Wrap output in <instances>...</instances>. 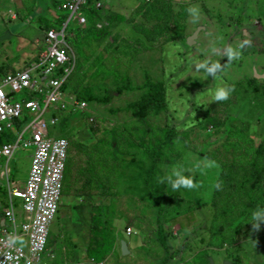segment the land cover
I'll list each match as a JSON object with an SVG mask.
<instances>
[{
    "label": "rangeland",
    "instance_id": "1",
    "mask_svg": "<svg viewBox=\"0 0 264 264\" xmlns=\"http://www.w3.org/2000/svg\"><path fill=\"white\" fill-rule=\"evenodd\" d=\"M34 1L0 0V80L23 68L42 45L47 28L29 17ZM62 1L49 3L57 18L65 15L57 8ZM190 6L198 16L186 11ZM111 8L92 13L72 35L74 89L94 100L84 99L85 107L59 118L54 132L70 148L48 264H210L211 257L216 264H264V220L258 231L251 222L254 211L264 215V0H128L120 10ZM175 14L184 28L178 39L179 30L168 24ZM30 28V43L20 49L21 34ZM100 29L109 35L95 41L92 33ZM226 46L239 58L229 63L222 55ZM208 60L223 66L215 78L197 70ZM147 78L165 84L167 111L127 110L145 93ZM221 87L231 89L229 98L214 101ZM168 128L177 135L161 152L149 187L147 152ZM113 135L124 161L113 156ZM30 155V149L14 153L11 183L26 180ZM132 157L135 162H128ZM174 167L190 170L184 175L197 186L174 190L165 179ZM5 190L0 186V201ZM152 192L170 200L161 212ZM104 221L115 237L136 228V251L123 255L117 243L102 261L91 259L89 251L101 247L96 231ZM224 221L225 230L215 236Z\"/></svg>",
    "mask_w": 264,
    "mask_h": 264
},
{
    "label": "built area",
    "instance_id": "2",
    "mask_svg": "<svg viewBox=\"0 0 264 264\" xmlns=\"http://www.w3.org/2000/svg\"><path fill=\"white\" fill-rule=\"evenodd\" d=\"M89 4L60 2L63 20L45 30L39 52L0 80V181L6 186L0 201V264H48L46 257H51V224L61 203L70 148L54 132L59 118L86 105L66 84L75 69L68 39L87 26ZM18 149H30L29 170L24 182L11 183L9 165ZM125 233L138 231L128 226Z\"/></svg>",
    "mask_w": 264,
    "mask_h": 264
},
{
    "label": "trees",
    "instance_id": "3",
    "mask_svg": "<svg viewBox=\"0 0 264 264\" xmlns=\"http://www.w3.org/2000/svg\"><path fill=\"white\" fill-rule=\"evenodd\" d=\"M154 3V2H153ZM152 3V4H153ZM93 8V7H92ZM91 8V11H92ZM155 9V8H154ZM163 9L160 10H156V13H159V11H163ZM91 14V13H90ZM163 14V13H162ZM173 16V17H172ZM170 15L171 19H169V25H171L170 23L172 22L173 25H171L175 31L179 30V33H177V35L174 37L175 39L181 38L183 36L182 34V30L183 25L180 23V17H178L177 14L174 15ZM91 19V18H89ZM63 20V17H61L60 19L57 20V25L61 23V21ZM119 21H123V17H119ZM86 32L85 30L79 31L78 35H81L82 33ZM74 35V34H73ZM77 35V36H78ZM109 35V30L108 29H100V30H96L92 33V37L95 41H99L102 40L104 38H106ZM182 35V36H181ZM73 43V36L72 38L68 39V44L70 46V48L73 51V55H74V61H75V69L74 72L72 73L71 77L68 79V82L66 84V86L69 89H72L73 91V95L75 96V99L77 101H84V99H86L87 101H92L94 100V98L92 97L91 93H86L85 91L82 92H76L74 87H75V83H74V76L76 74V69H77V59L75 56V49L72 47ZM127 89L129 90V86L127 87ZM137 87H132L131 86V90H136ZM142 89L145 93H143L142 97L140 99H138L135 102L130 103L126 108L127 110L129 109H153L154 112L157 114L161 113V112H165L167 111V98H166V88H165V84L163 82H157V81H153L149 78L146 79L145 83L142 85ZM120 91V89H119ZM88 94V95H87ZM110 97H107L105 99V101H109ZM104 101V100H103ZM85 102V101H84ZM77 111V109H72L69 113H66L65 116L63 117V120L67 118V116L71 113ZM62 120V121H63ZM177 133L175 130L168 128L165 132H164V136L163 138L154 145V147L152 149H150L147 154L149 155V157L152 160V164L151 167L149 169H145L144 170V179L146 184L151 187V181H152V177H153V173L155 170V165L157 160L160 157L161 152L166 149L171 142L173 141V138L176 137ZM111 147H112V153L113 156L117 159V160H121L124 161L127 158L125 157L124 153H120L119 149H118V143L117 140L115 138V136L113 135L112 137V143H111ZM128 162H135V160L133 159V157L131 158L130 161ZM66 171H67V167H66ZM66 176V175H65ZM64 184H65V180H64ZM64 188V187H63ZM6 195V194H5ZM153 199L155 200V202L157 203V208L158 210L161 212L164 208V205L166 203H168L170 200H168L166 198V196H164L161 193H153ZM225 222H223V224L216 228L218 230H215L213 232V234L216 236L218 233L223 232L224 229V225ZM160 227V231L162 232L163 227ZM182 228V225L179 226V229ZM187 228V227H186ZM99 234V239H102V242L100 243L101 247L97 248V249H91L89 251V256L91 257V259H94L98 262L102 261L103 259H105V257L107 256V254H109L115 245V241H116V237L113 236L112 234H114V230L110 227V224L106 221L103 222V228L101 230H97L96 234ZM163 243L166 245V239L163 236ZM202 250V249H201ZM206 253H201L200 255H198L197 257L194 258V261H199L200 256H204Z\"/></svg>",
    "mask_w": 264,
    "mask_h": 264
},
{
    "label": "crops",
    "instance_id": "4",
    "mask_svg": "<svg viewBox=\"0 0 264 264\" xmlns=\"http://www.w3.org/2000/svg\"><path fill=\"white\" fill-rule=\"evenodd\" d=\"M58 1H61V0H35L34 1V6H33V12H32V14H33V16H29L30 18H32L33 19V21H34V23H42V24H44V23H46V24H44V26L46 27V28H51V27H54L55 25H57L56 24V19H58L57 18V16H56V14L55 13H53V11H52V8H51V6H53L56 2H58ZM63 1H65V0H63ZM109 3H110V5L107 3V2H105L104 0H90V4H89V7L86 9V12H87V20H88V24H89V18H92V13H95V12H100V13H102V11H104V10H106V12L107 11H109L110 10V8H111V6L112 5H114V8H116L117 7V5H118V10H120V8H121V6L126 2V1H128V0H107ZM49 3H50V5L51 6H49ZM95 3H100L101 4V7H99V8H96L95 6H94V4ZM93 6V8H92V11H91V7ZM88 9H90L89 11H88ZM112 9V8H111ZM91 13V14H90ZM177 13V12H176ZM18 16V15H17ZM19 17V16H18ZM26 20H24V21H21V26H24V22H25ZM54 21V22H53ZM50 23V24H49ZM31 25L33 24V23H30ZM87 24V25H88ZM21 35H25V39L23 40V41H21L20 42V49H23V46L21 45L22 43L24 44V43H30V40H31V38H32V36H33V34H32V28H30L29 29V31L27 32V33H25V34H21ZM43 36H44V34H43ZM43 36H42V40H43ZM42 40H41V42H42ZM37 42H40L39 41V39H38V41ZM39 52V51H38ZM18 53H20V50L19 49H17V51L14 53V55L15 54H18ZM23 54H25V55H29V54H31V53H27V52H22ZM15 70V69H14ZM13 71V70H12ZM3 184H1V181H0V186H2ZM63 187H64V185H63ZM138 231V230H137ZM120 232H118L117 231V235H116V241H115V244H117V243H119V245H120V249H121V240L122 239H125L126 241H127V244H128V247H129V250H130V252H132V253H134L135 251H136V248L138 247V245H139V242H140V238H141V236L137 233V234H133V235H131V236H127V234L125 233V230H123L122 231V236L119 234ZM225 234H227V233H225ZM225 234H223V236L225 235ZM222 236V235H221ZM244 237V236H243ZM115 247H116V245H115ZM122 252V251H121ZM212 258V257H211ZM213 259V258H212ZM214 260V259H213ZM226 260H228V259H226ZM215 261V260H214ZM230 261V260H229ZM231 262V261H230ZM216 263V262H215Z\"/></svg>",
    "mask_w": 264,
    "mask_h": 264
},
{
    "label": "clouds",
    "instance_id": "5",
    "mask_svg": "<svg viewBox=\"0 0 264 264\" xmlns=\"http://www.w3.org/2000/svg\"><path fill=\"white\" fill-rule=\"evenodd\" d=\"M186 11L190 15L198 16L197 10L194 7H188ZM48 29V28H47ZM46 29V30H47ZM45 32V31H44ZM246 41L241 43L239 47L242 49L244 47V44ZM240 52L234 49L232 46H226L224 52L222 55L227 56L228 62L230 63L232 60L238 59L240 56ZM197 70L204 69L205 73L208 76H212L215 78L218 73H220L223 70V66L219 62H214V61H204V62H199L196 65ZM231 89L227 88H218L215 93H214V101H224L229 98ZM185 171H190L188 169H184L182 167H174L171 175H168L165 179L168 180V183L171 184V187L174 190H177L181 187L187 188V189H193L197 185L194 183V179L191 176H186L184 175ZM161 183L164 182V179L160 181ZM216 187H219L217 185ZM264 220V215H260L257 212H253L251 222H252V230L253 231H258L261 226V221Z\"/></svg>",
    "mask_w": 264,
    "mask_h": 264
},
{
    "label": "water",
    "instance_id": "6",
    "mask_svg": "<svg viewBox=\"0 0 264 264\" xmlns=\"http://www.w3.org/2000/svg\"><path fill=\"white\" fill-rule=\"evenodd\" d=\"M121 251H122L123 255H127V254L130 253L127 241L125 239L121 240ZM210 264H216L215 261L212 258H210ZM223 264H230V261L229 260H225L223 262Z\"/></svg>",
    "mask_w": 264,
    "mask_h": 264
}]
</instances>
